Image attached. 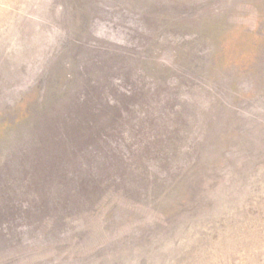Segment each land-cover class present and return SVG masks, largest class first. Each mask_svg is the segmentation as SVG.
I'll return each mask as SVG.
<instances>
[{
  "label": "rangeland",
  "instance_id": "rangeland-1",
  "mask_svg": "<svg viewBox=\"0 0 264 264\" xmlns=\"http://www.w3.org/2000/svg\"><path fill=\"white\" fill-rule=\"evenodd\" d=\"M0 264H264V0H0Z\"/></svg>",
  "mask_w": 264,
  "mask_h": 264
}]
</instances>
